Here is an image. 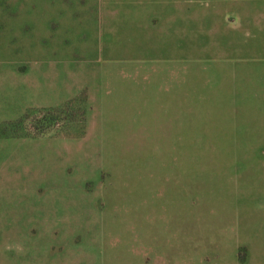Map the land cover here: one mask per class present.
<instances>
[{
    "label": "rangeland",
    "instance_id": "1",
    "mask_svg": "<svg viewBox=\"0 0 264 264\" xmlns=\"http://www.w3.org/2000/svg\"><path fill=\"white\" fill-rule=\"evenodd\" d=\"M107 4L0 0V264H264V12Z\"/></svg>",
    "mask_w": 264,
    "mask_h": 264
},
{
    "label": "crops",
    "instance_id": "2",
    "mask_svg": "<svg viewBox=\"0 0 264 264\" xmlns=\"http://www.w3.org/2000/svg\"><path fill=\"white\" fill-rule=\"evenodd\" d=\"M113 11L141 13L193 12V0H107ZM115 7H117L115 9ZM252 11L264 12V0H251Z\"/></svg>",
    "mask_w": 264,
    "mask_h": 264
},
{
    "label": "trees",
    "instance_id": "3",
    "mask_svg": "<svg viewBox=\"0 0 264 264\" xmlns=\"http://www.w3.org/2000/svg\"><path fill=\"white\" fill-rule=\"evenodd\" d=\"M46 113L50 114V117H53L56 114H60L61 113V109L50 110V111H48Z\"/></svg>",
    "mask_w": 264,
    "mask_h": 264
}]
</instances>
